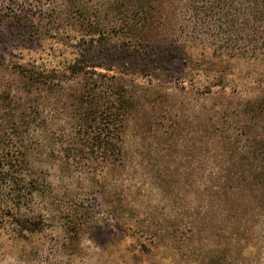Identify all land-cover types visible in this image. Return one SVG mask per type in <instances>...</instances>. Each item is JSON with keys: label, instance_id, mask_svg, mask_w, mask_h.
I'll return each instance as SVG.
<instances>
[{"label": "trees", "instance_id": "16d2710c", "mask_svg": "<svg viewBox=\"0 0 264 264\" xmlns=\"http://www.w3.org/2000/svg\"><path fill=\"white\" fill-rule=\"evenodd\" d=\"M0 31L15 38L0 48V264L3 238L28 243L51 221L63 232L53 252L75 254L98 232L92 192L115 219L107 243L146 237L142 264H264V0H0ZM237 61L250 91L232 83ZM168 83L208 101L194 126L204 137L179 160L192 180H173L187 210L133 230L113 178L130 121L167 102L149 92Z\"/></svg>", "mask_w": 264, "mask_h": 264}, {"label": "rangeland", "instance_id": "374dc122", "mask_svg": "<svg viewBox=\"0 0 264 264\" xmlns=\"http://www.w3.org/2000/svg\"><path fill=\"white\" fill-rule=\"evenodd\" d=\"M14 41L13 36L5 31H0V48L5 43L11 47L10 45ZM192 47L193 45L188 48V53H194ZM200 49L197 47L196 50L202 51ZM200 64L201 67L208 68L207 70L211 68V65L205 61ZM234 64L235 72L232 76L234 87H241L243 91L252 90L254 85L246 81L245 77V72L250 68L249 64L244 61H237ZM191 69L190 67V71H192ZM174 75L177 74L174 73ZM142 84L144 85V83ZM173 85V83L163 84L155 91L149 92L150 96L157 92L160 93L159 95H165L164 93L174 95L169 97L167 102H163L161 97L150 102L146 110L148 113H144L147 116L143 115L130 121L125 136L126 156L123 169L116 174L115 179L113 178L125 206L121 219L124 217L131 219L130 224L133 230L137 224L148 222V213L154 215L153 221L156 225H167L164 218L166 214L173 215L178 207L187 210L186 202L179 201L176 204L173 201L180 192L177 190V186H174L173 180L180 179L182 176L183 180L185 177L188 184L192 180L191 176L187 179L188 164L185 167L179 163V160L184 159V156L190 159L189 143H194L195 137H204V132L200 129H197V132L194 130V126L196 125L197 128L198 120H203L205 112L203 113L201 110L205 102L208 101L203 102L200 98L197 101L200 104L198 106L192 101L186 103L181 92L175 90ZM227 90L229 91V88ZM163 106L169 107L168 113L170 114L160 115ZM147 122L151 125L148 126ZM173 122L178 123L179 130L171 129L175 126ZM172 131L174 132L169 135ZM201 170L202 168L199 170L200 174L203 173ZM82 183L83 181L78 180V185H82ZM189 187L193 186H184L183 191L189 190ZM79 188H76V191ZM185 196L187 199L188 192L185 193ZM64 199L55 204L54 209L56 208L60 212L66 211L71 206V202L67 198ZM87 202L95 212L94 218L96 219L94 221H97L99 225L96 228L98 232L83 234L75 254L66 256L57 250L53 252L52 248H55L56 242L60 241L63 232L59 222L51 221L42 234L33 237L28 243L14 245L12 241L3 238L5 256L1 259V264H53L55 261L69 262L70 264H142L137 256L136 245L146 237L140 236L139 233L132 234L131 231V234L125 236L124 240L115 244L107 243L108 229L115 223V219L108 213L106 201L99 193H89ZM129 208H134L133 212H130ZM190 213L184 214V223L192 217V212ZM121 233L123 234V232ZM42 243H45L46 251L41 253L36 250V246L40 247ZM123 259L125 262H122Z\"/></svg>", "mask_w": 264, "mask_h": 264}]
</instances>
